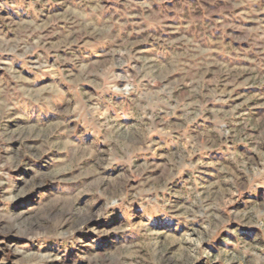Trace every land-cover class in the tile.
<instances>
[{"label": "rangeland", "instance_id": "374dc122", "mask_svg": "<svg viewBox=\"0 0 264 264\" xmlns=\"http://www.w3.org/2000/svg\"><path fill=\"white\" fill-rule=\"evenodd\" d=\"M0 264H264V0H0Z\"/></svg>", "mask_w": 264, "mask_h": 264}]
</instances>
